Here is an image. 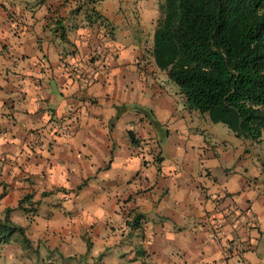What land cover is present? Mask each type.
<instances>
[{
  "label": "crops",
  "instance_id": "0c3cea01",
  "mask_svg": "<svg viewBox=\"0 0 264 264\" xmlns=\"http://www.w3.org/2000/svg\"><path fill=\"white\" fill-rule=\"evenodd\" d=\"M80 3L0 0V215L11 208L43 264H232L217 231L264 264V139L185 108L138 3L100 0L92 23Z\"/></svg>",
  "mask_w": 264,
  "mask_h": 264
},
{
  "label": "trees",
  "instance_id": "16d2710c",
  "mask_svg": "<svg viewBox=\"0 0 264 264\" xmlns=\"http://www.w3.org/2000/svg\"><path fill=\"white\" fill-rule=\"evenodd\" d=\"M98 1L80 0L88 23L104 20L94 8ZM156 11L149 55L185 108L207 114L235 136L264 139V0H158ZM30 198L23 195L15 208L31 212L24 203L38 201ZM9 211L0 215V245L18 235L27 247Z\"/></svg>",
  "mask_w": 264,
  "mask_h": 264
},
{
  "label": "rangeland",
  "instance_id": "374dc122",
  "mask_svg": "<svg viewBox=\"0 0 264 264\" xmlns=\"http://www.w3.org/2000/svg\"><path fill=\"white\" fill-rule=\"evenodd\" d=\"M126 1H129L132 3H138L140 5V13L138 10H134L131 12V13H134L133 18L136 21L139 19H142V17H145V19H147L146 23H150V22H148V20L153 22V19L156 17L155 15H157V11L155 12V10H156V3L158 0H126ZM143 13L145 14L144 16H143ZM150 42L152 43V30L150 32ZM169 83H170V86H172L173 90L177 93L178 90H177L176 85L174 83H172L171 81H169ZM197 114H198V112H197ZM205 116H207V118H208L207 120H209L210 124L213 125L214 127L222 128V126H224L225 128H227L221 122H212V121H210L208 115H205ZM202 123H204V121ZM209 138H210V136H207V141L209 140ZM30 207L33 208L32 206H30ZM19 214H21L20 211L15 212L17 219L19 217ZM13 237H15V239ZM13 237L11 238L9 243L0 245V257L1 258L5 259V258H9L11 256H18V255L23 256L25 253H29L30 257H32V259H35L34 264H43L42 261L40 260L42 253H40V251H37V250L35 251L34 249H32L33 246H35V245H36V248L38 247V245H39L38 241H33L32 243L34 245H28L27 246L28 249H27V247H25L23 245V242L21 241V239L18 235H15V236L13 235ZM29 248L31 249V251H29ZM25 249H27V250H25ZM43 256H47V255L44 254ZM52 257L49 261V264H56L59 257L54 256V255Z\"/></svg>",
  "mask_w": 264,
  "mask_h": 264
},
{
  "label": "built area",
  "instance_id": "2783aa9c",
  "mask_svg": "<svg viewBox=\"0 0 264 264\" xmlns=\"http://www.w3.org/2000/svg\"><path fill=\"white\" fill-rule=\"evenodd\" d=\"M85 68L86 66H83L80 67L79 70L83 71ZM94 80L95 72L92 69H89V71H87L86 74L81 77V81L84 85L93 83ZM50 123L54 129H59L63 132L67 130L62 121H51ZM32 141L37 142V136H35ZM213 239L216 243L220 258L222 260H233L232 264H249L243 257L244 246L241 241L235 240L229 242H222L218 231L214 234Z\"/></svg>",
  "mask_w": 264,
  "mask_h": 264
}]
</instances>
